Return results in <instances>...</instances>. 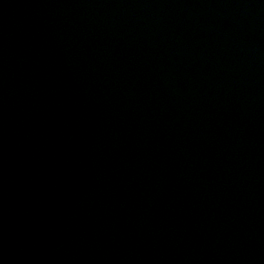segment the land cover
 I'll list each match as a JSON object with an SVG mask.
<instances>
[{"label": "water", "instance_id": "1", "mask_svg": "<svg viewBox=\"0 0 264 264\" xmlns=\"http://www.w3.org/2000/svg\"><path fill=\"white\" fill-rule=\"evenodd\" d=\"M0 264H264V0H0Z\"/></svg>", "mask_w": 264, "mask_h": 264}]
</instances>
